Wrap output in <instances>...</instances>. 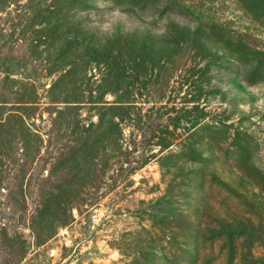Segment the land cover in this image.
I'll list each match as a JSON object with an SVG mask.
<instances>
[{"label": "rangeland", "instance_id": "374dc122", "mask_svg": "<svg viewBox=\"0 0 264 264\" xmlns=\"http://www.w3.org/2000/svg\"><path fill=\"white\" fill-rule=\"evenodd\" d=\"M1 101L0 264H264V0H8Z\"/></svg>", "mask_w": 264, "mask_h": 264}, {"label": "trees", "instance_id": "16d2710c", "mask_svg": "<svg viewBox=\"0 0 264 264\" xmlns=\"http://www.w3.org/2000/svg\"><path fill=\"white\" fill-rule=\"evenodd\" d=\"M7 1L8 0H0V9H1V7H5V5H6V3H7ZM46 38H50L49 36H47V35H45V37H44V39H46ZM29 39H31V45H35L36 44V39H35V37H34V39L33 38H29ZM60 56V55H59ZM4 73H9V72H4ZM7 77V76H6ZM6 79H8V78H6ZM5 81V80H4ZM53 87V89H51V91H53L57 86L56 85H53L52 86ZM14 99H20V100H18V102H15L16 103V105H19V106H16V107H20L21 105H29V104H31L32 102H28L29 100H27V98H14ZM22 99V100H21ZM7 103H9V102H4V101H1L0 102V110H5V107L7 106ZM28 107V106H27ZM2 113H4V112H2ZM13 113V112H12ZM9 115H11V114H9ZM13 115H15V114H13ZM24 116V115H23ZM16 117H18V118H20V123L21 124H24V122L21 120L22 119V115H20V116H16ZM6 126H8V122H3V121H1V118H0V130L1 129H3V128H5ZM28 130V134L30 133V131H29V129H27ZM35 135V134H34Z\"/></svg>", "mask_w": 264, "mask_h": 264}]
</instances>
